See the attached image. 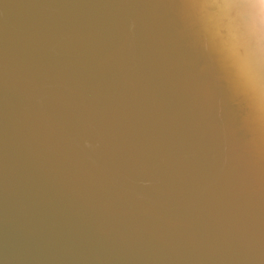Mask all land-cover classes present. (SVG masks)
I'll return each instance as SVG.
<instances>
[{
    "label": "water",
    "instance_id": "obj_1",
    "mask_svg": "<svg viewBox=\"0 0 264 264\" xmlns=\"http://www.w3.org/2000/svg\"><path fill=\"white\" fill-rule=\"evenodd\" d=\"M190 3L0 0V264H264V113Z\"/></svg>",
    "mask_w": 264,
    "mask_h": 264
},
{
    "label": "clouds",
    "instance_id": "obj_2",
    "mask_svg": "<svg viewBox=\"0 0 264 264\" xmlns=\"http://www.w3.org/2000/svg\"><path fill=\"white\" fill-rule=\"evenodd\" d=\"M192 43L230 87L264 105V0H191Z\"/></svg>",
    "mask_w": 264,
    "mask_h": 264
},
{
    "label": "bare ground",
    "instance_id": "obj_3",
    "mask_svg": "<svg viewBox=\"0 0 264 264\" xmlns=\"http://www.w3.org/2000/svg\"><path fill=\"white\" fill-rule=\"evenodd\" d=\"M252 106H254V107H256L258 109L259 114L264 113V105L259 104L258 102L254 101L253 99H252ZM255 115H256V118H257L258 123L262 127H264V120H263V118L262 117L259 118L256 111H255ZM263 143H264V141H263Z\"/></svg>",
    "mask_w": 264,
    "mask_h": 264
}]
</instances>
